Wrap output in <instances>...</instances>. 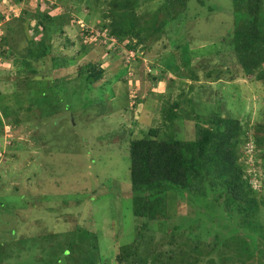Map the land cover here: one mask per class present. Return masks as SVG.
Here are the masks:
<instances>
[{"label": "rangeland", "instance_id": "1", "mask_svg": "<svg viewBox=\"0 0 264 264\" xmlns=\"http://www.w3.org/2000/svg\"><path fill=\"white\" fill-rule=\"evenodd\" d=\"M92 1L94 11L84 4L76 9L71 6L76 2L70 0H0V109L4 105L12 110L19 107V115L28 116L22 117L18 125L0 116V208L6 211L0 213V242L13 251L8 259H16V249L23 246L21 240L32 241L48 235L46 244L28 243L32 250L24 249L18 256L20 261L31 258L39 261L49 252L48 248L58 245L65 248L73 235L70 230L79 224L97 232L101 252L109 258V264H117L114 258L120 245L131 242L135 225H140L147 237L163 241L165 250L199 246L200 252L194 255L201 253L203 264L218 259L229 264L230 248H222L226 252L220 255L210 252L213 236L230 234L229 223L220 226L219 219L222 222L224 218L208 220L224 212L215 202L200 207L208 200L203 196L170 195L165 220L134 217L129 142L144 137L150 128L162 126L164 107L176 100L186 101L177 111L179 117L164 130L179 139L193 140L196 122L207 125L216 112H230L250 131L251 135L243 140L240 162L258 192L255 197L263 198L264 159L259 153H264V145L252 140L254 136L264 140V82L248 80L229 43H224L227 29L234 24L230 0H188L180 20L169 25L163 34L165 43L144 32L147 47L140 44L136 50L110 38L108 28L101 26L104 20L110 21L102 16L109 10L108 0ZM133 1L137 13L151 11L164 3V0ZM211 6L218 9L210 10ZM37 11L41 15L69 11L74 17L64 26L63 33L52 39V54L40 63H33L37 77L55 75L65 87L63 101L49 118H41L46 113L30 104L27 90L31 84L25 85L24 67L15 65L16 53L11 50L14 46V49L24 47V33L35 35L38 41L42 37L41 26L35 29ZM21 24L26 26L23 33H19ZM208 37L209 42L205 43ZM61 55L75 58V63L70 65L62 60L57 65L51 60L52 56ZM89 60L100 62L104 69L100 86L96 83L92 88L83 86L72 94L81 83L78 68ZM210 70L213 72L207 74ZM29 107H33L31 113ZM257 219L263 223L260 235L263 248L264 210ZM177 227L184 235L178 246L169 244ZM233 239L238 238L231 235L228 246L236 247ZM44 250L46 254H42ZM257 256L258 252L244 257L242 264H261ZM8 259L1 264H9Z\"/></svg>", "mask_w": 264, "mask_h": 264}, {"label": "trees", "instance_id": "2", "mask_svg": "<svg viewBox=\"0 0 264 264\" xmlns=\"http://www.w3.org/2000/svg\"><path fill=\"white\" fill-rule=\"evenodd\" d=\"M70 1L76 2L74 3L76 5L71 3V6H75L76 9L80 4H84L86 8H92L91 11L96 10L92 0ZM133 2V0L106 1L109 10L102 13V16L110 21L104 20L101 25L103 28H108L110 38L119 43L125 42L128 44L127 48L132 50H136L140 44H144L143 48L147 47L144 32L154 38L158 37V42L165 43V39L162 38L165 36L163 34L167 27L180 20L179 17L188 4V0H164L159 8L155 7L151 11L137 13ZM230 2L234 24L232 28L227 29L224 43H229L240 70L248 80L264 82V0H230ZM215 8L217 6L209 7L210 10ZM52 11L42 15L40 11H37L38 15L34 16L38 20L35 29L41 26L39 29L42 37L39 41L35 39L37 38L35 35H30V37L24 33V47L22 49H19V46L17 49H14L15 46L11 47L12 52L16 53L15 60H13L15 65L19 64L24 67L25 85L31 84L30 89L27 90L30 104H36V108L46 113V116H41V118H49L53 112H57V106L63 101L62 95L65 87L57 82L55 75L52 78L46 74L37 77V69L33 67V63H40L52 54V39L55 35L62 34L64 26L74 18L69 11L66 12L67 14H55ZM147 16L149 19L146 18ZM20 19L22 21V18ZM190 22L194 24L195 21ZM19 27V33L25 32V24ZM10 28L15 29L11 26ZM210 37L204 39L205 43L209 42ZM3 39L6 40L7 37L4 36ZM132 39H137V41L131 43ZM189 40L194 44L193 40ZM82 52L84 56L85 53ZM51 58L57 65H61L62 60L70 65L75 63V58L62 55ZM184 65L186 66V61ZM78 69L81 83L72 91V94L83 86L92 88L94 83L100 86L99 82L104 76V69L100 62L89 60ZM212 72L213 70H210L207 74ZM50 81L52 85H48ZM40 85L41 88H37ZM184 101L186 100H176L168 108L164 107L165 121L162 126L150 128L144 137L129 142L133 215L136 219L165 220L170 195L203 196L208 200L204 201L205 205L200 204V207L208 204L214 205L215 202L224 212L219 217L213 216L208 220L214 222L216 218H224L222 222L219 219L220 226L229 223L230 227V234L226 237H221L220 234L213 236L210 252L213 251L220 255L221 252H226L222 251V248H230L229 252L232 256H229L231 257L229 264H242L244 257L253 256L258 252L257 258L261 264H264V242H262L263 248H260L263 223L257 219L258 214L264 210V194L260 200L255 197L254 194L257 195L258 192L253 189L252 183L247 178L246 170L240 162L243 157L242 146L245 142L243 140L251 135L250 131L230 112L220 111L209 117L207 125H202L201 122L195 123L196 136L193 140L179 139L175 134L165 133L164 128H169V124L172 125L179 117L177 111L181 109V103ZM32 108L29 107L30 113ZM19 109L18 107L17 110ZM0 110V116L10 119L14 125H18L22 121L21 118L25 116V114L20 116V111L12 110L7 105L1 106ZM41 120L44 122L43 119ZM257 126L260 125L257 124ZM252 142L259 146L264 145V140L255 136ZM259 157L264 159V153L260 152ZM262 165L264 176L263 162ZM200 201L202 202V199ZM5 212L4 207L0 208V213ZM232 224L233 227H231ZM176 230L177 233L171 237L169 244L178 246V240L184 235L178 227ZM70 234L73 235L65 248L59 245L48 248L49 252L46 254L44 250L42 254L46 255H42L39 261H34L32 258L20 261L18 256H21L24 249L32 250L31 247H27L28 243L36 244L35 246L46 244L48 235L43 237L44 241H42L43 238L32 239V241L31 239L21 240L23 246L16 249V259H8L13 255V251L5 248L0 242V264L6 259L10 260L9 264H64V261L66 264H109V258L101 252L99 235L96 231L76 224L75 229L70 230ZM231 235L238 238L233 239L236 247L228 246L227 240ZM246 238L249 240L247 241ZM162 246L163 241L158 242L157 239L153 241L151 236H146L145 228L135 225L133 239L129 243L120 245L114 259L117 264H203L201 253L194 255L200 252L199 246L197 248L190 246L188 250L178 251L171 250V248L165 250ZM229 252L227 251L228 254ZM210 262L224 264V261L220 259L218 262L211 260Z\"/></svg>", "mask_w": 264, "mask_h": 264}]
</instances>
